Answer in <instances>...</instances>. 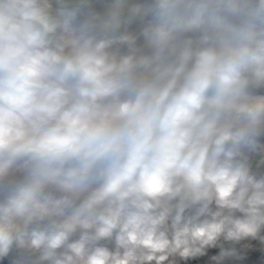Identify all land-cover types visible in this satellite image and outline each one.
Returning <instances> with one entry per match:
<instances>
[{
  "label": "clouds",
  "instance_id": "9594fccd",
  "mask_svg": "<svg viewBox=\"0 0 264 264\" xmlns=\"http://www.w3.org/2000/svg\"><path fill=\"white\" fill-rule=\"evenodd\" d=\"M0 264H264V0H0Z\"/></svg>",
  "mask_w": 264,
  "mask_h": 264
}]
</instances>
